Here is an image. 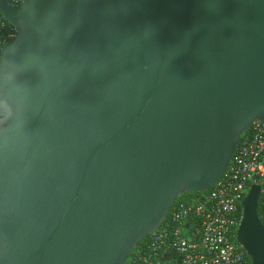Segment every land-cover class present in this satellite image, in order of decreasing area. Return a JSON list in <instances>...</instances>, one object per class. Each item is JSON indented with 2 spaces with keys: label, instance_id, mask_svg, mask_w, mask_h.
<instances>
[{
  "label": "water",
  "instance_id": "1",
  "mask_svg": "<svg viewBox=\"0 0 264 264\" xmlns=\"http://www.w3.org/2000/svg\"><path fill=\"white\" fill-rule=\"evenodd\" d=\"M0 62V264H126L264 122V0H24ZM261 186L237 242L264 264Z\"/></svg>",
  "mask_w": 264,
  "mask_h": 264
},
{
  "label": "built area",
  "instance_id": "2",
  "mask_svg": "<svg viewBox=\"0 0 264 264\" xmlns=\"http://www.w3.org/2000/svg\"><path fill=\"white\" fill-rule=\"evenodd\" d=\"M23 2L8 0L12 7ZM16 36V28L0 13V62ZM253 185L262 189L259 216L264 224V122H255L241 137L226 175L190 203L173 207L166 223L126 264H251L237 235Z\"/></svg>",
  "mask_w": 264,
  "mask_h": 264
},
{
  "label": "trees",
  "instance_id": "3",
  "mask_svg": "<svg viewBox=\"0 0 264 264\" xmlns=\"http://www.w3.org/2000/svg\"><path fill=\"white\" fill-rule=\"evenodd\" d=\"M198 194H184L178 200L176 201L175 206H178L180 204L190 203ZM173 210V208H172ZM259 215H261V202H260V208H259ZM151 236H147L143 242L142 245L145 246V244L150 240ZM250 259V258H249Z\"/></svg>",
  "mask_w": 264,
  "mask_h": 264
}]
</instances>
